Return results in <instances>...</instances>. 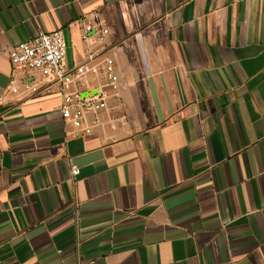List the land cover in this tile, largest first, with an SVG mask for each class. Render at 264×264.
I'll return each instance as SVG.
<instances>
[{
	"label": "crops",
	"instance_id": "crops-1",
	"mask_svg": "<svg viewBox=\"0 0 264 264\" xmlns=\"http://www.w3.org/2000/svg\"><path fill=\"white\" fill-rule=\"evenodd\" d=\"M57 29L80 81L12 73ZM0 264H264V0H0Z\"/></svg>",
	"mask_w": 264,
	"mask_h": 264
},
{
	"label": "built area",
	"instance_id": "built-area-1",
	"mask_svg": "<svg viewBox=\"0 0 264 264\" xmlns=\"http://www.w3.org/2000/svg\"><path fill=\"white\" fill-rule=\"evenodd\" d=\"M98 18V15H94ZM90 24L85 25V31L91 30ZM100 33L107 30L100 28ZM89 37L84 35V39ZM67 51V43L60 29L52 31H39L35 36L19 41L11 46L8 50V57L11 64L12 73H21L26 77L32 74L40 75L49 85L59 86L62 89L69 87L80 81L79 79L85 74V65H77L69 69L65 66V56ZM95 55L88 53V60H93ZM113 60L106 58L100 67L109 84H113L117 80L115 69H113ZM96 70H94L95 72ZM14 77V76H13ZM15 78L11 80V90L15 92L13 87ZM105 92L98 91L89 93L81 97L77 90L64 92L61 97L60 113L65 121L70 122L79 134H89L90 127L83 125L84 113L89 110H98L105 106ZM79 170L77 167H71V174L76 176Z\"/></svg>",
	"mask_w": 264,
	"mask_h": 264
}]
</instances>
